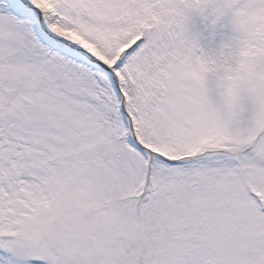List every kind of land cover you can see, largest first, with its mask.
Here are the masks:
<instances>
[{
  "label": "snow or ice",
  "instance_id": "1",
  "mask_svg": "<svg viewBox=\"0 0 264 264\" xmlns=\"http://www.w3.org/2000/svg\"><path fill=\"white\" fill-rule=\"evenodd\" d=\"M0 264H264V0H0Z\"/></svg>",
  "mask_w": 264,
  "mask_h": 264
}]
</instances>
